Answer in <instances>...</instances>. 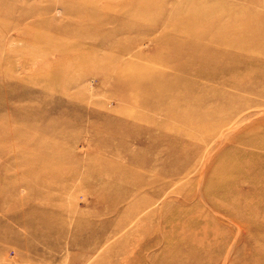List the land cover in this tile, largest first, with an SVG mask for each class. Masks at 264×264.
I'll return each instance as SVG.
<instances>
[{"label": "rangeland", "instance_id": "rangeland-1", "mask_svg": "<svg viewBox=\"0 0 264 264\" xmlns=\"http://www.w3.org/2000/svg\"><path fill=\"white\" fill-rule=\"evenodd\" d=\"M0 264H264V0H0Z\"/></svg>", "mask_w": 264, "mask_h": 264}]
</instances>
